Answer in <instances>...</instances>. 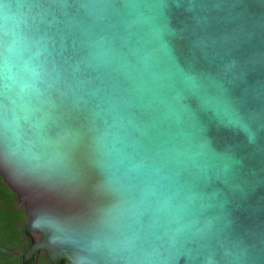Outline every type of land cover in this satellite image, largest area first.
<instances>
[{"label":"water","instance_id":"1","mask_svg":"<svg viewBox=\"0 0 264 264\" xmlns=\"http://www.w3.org/2000/svg\"><path fill=\"white\" fill-rule=\"evenodd\" d=\"M0 174L23 264H264V0H0Z\"/></svg>","mask_w":264,"mask_h":264},{"label":"flooded vegetation","instance_id":"2","mask_svg":"<svg viewBox=\"0 0 264 264\" xmlns=\"http://www.w3.org/2000/svg\"><path fill=\"white\" fill-rule=\"evenodd\" d=\"M1 202L3 201L0 200V264H23L25 253L30 249L33 242L41 240V235L39 232L26 234L29 217L19 200L18 205L23 207L24 216H12L7 203L2 204ZM28 264L51 263L44 252H38ZM62 264H68V262L64 261Z\"/></svg>","mask_w":264,"mask_h":264},{"label":"trees","instance_id":"3","mask_svg":"<svg viewBox=\"0 0 264 264\" xmlns=\"http://www.w3.org/2000/svg\"><path fill=\"white\" fill-rule=\"evenodd\" d=\"M0 200L3 203H7L10 207V214L12 216H24L25 212L23 207H19L18 198L16 194L11 191L8 185L4 182L2 176L0 175ZM1 212V211H0Z\"/></svg>","mask_w":264,"mask_h":264}]
</instances>
